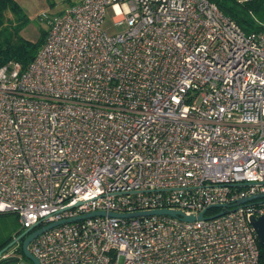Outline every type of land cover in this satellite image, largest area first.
I'll return each instance as SVG.
<instances>
[{
	"label": "built area",
	"instance_id": "built-area-1",
	"mask_svg": "<svg viewBox=\"0 0 264 264\" xmlns=\"http://www.w3.org/2000/svg\"><path fill=\"white\" fill-rule=\"evenodd\" d=\"M112 10L122 32L103 23ZM30 66H0V213L41 264H259L264 27L210 0H80Z\"/></svg>",
	"mask_w": 264,
	"mask_h": 264
},
{
	"label": "trees",
	"instance_id": "trees-1",
	"mask_svg": "<svg viewBox=\"0 0 264 264\" xmlns=\"http://www.w3.org/2000/svg\"><path fill=\"white\" fill-rule=\"evenodd\" d=\"M216 3L222 12L232 18L246 33L260 32L264 27V0H210ZM30 18L18 0H0V66L10 61L19 62L26 70L37 56L45 43L49 29L42 28L37 39H27L21 32ZM9 213V212H5ZM4 214V213H0ZM23 232V231H22ZM19 232L18 236L22 233ZM14 238L0 244V250L5 248ZM22 238L13 244L15 251L29 260L22 248ZM260 263L264 264V245L259 242ZM10 249V248H9ZM8 250V249H7ZM3 253L7 255V251ZM20 257H1L0 264L18 261Z\"/></svg>",
	"mask_w": 264,
	"mask_h": 264
},
{
	"label": "rangeland",
	"instance_id": "rangeland-1",
	"mask_svg": "<svg viewBox=\"0 0 264 264\" xmlns=\"http://www.w3.org/2000/svg\"><path fill=\"white\" fill-rule=\"evenodd\" d=\"M68 1L69 0H18L30 18L28 24L22 30L21 34L27 39H37L42 28L49 29L50 27L47 20H42L41 17L47 14L54 15L62 8L67 6ZM114 20L115 16L113 11L109 10L108 15L103 23V28L110 34L122 32L126 29V24L115 25ZM23 230L24 228L20 223L17 213L9 212L0 214V244L8 241L12 237L14 238L13 240H15L18 237L19 232H22ZM13 240L5 247L6 249L3 248L5 249L3 253H5L7 249L8 252L7 255L2 257H20L18 261H11L8 264H31L28 260L24 259L15 251L13 244L10 245Z\"/></svg>",
	"mask_w": 264,
	"mask_h": 264
},
{
	"label": "water",
	"instance_id": "water-1",
	"mask_svg": "<svg viewBox=\"0 0 264 264\" xmlns=\"http://www.w3.org/2000/svg\"><path fill=\"white\" fill-rule=\"evenodd\" d=\"M256 198H264V193H259L257 195H252V196L240 199V200H238L237 203L243 204L247 201H250V200H253ZM212 207H220L221 208V210L217 214L212 216V217H217V216L222 215L226 211V208L228 206L223 205V204H215V205L210 206L209 208H212ZM209 208L201 211L198 214H187L186 212H184L182 210H175V209H169V208L156 209V210H151V211H137V212H132V213H114V212H106L103 210L93 211V212H90V213H87L84 215H80L77 217L50 222V223H48L44 226H41L39 228H36L37 225H33L29 228L24 229L23 232L15 240H13V242L10 245H12V244L20 241L22 238H24L23 242H22V248H23V252H24L25 256L29 260H31L33 262V264H41L40 260L32 253V251L30 249V244L38 235H40L44 231L49 230L51 228H54V227H56L60 224H63L65 222H72V221H76L78 219H82V218H86V217H90V216L106 215V214H108L110 216H119V217L160 214V215H170L173 217H179L180 219H182L184 221L192 222V221H195L198 219L205 218V213ZM250 222H251V224H252V226H253V228H254L257 236H258L259 242L262 245H264V214L260 215L259 217H256L254 215L250 216ZM5 249L0 250V260H1V257L3 256V251Z\"/></svg>",
	"mask_w": 264,
	"mask_h": 264
},
{
	"label": "crops",
	"instance_id": "crops-1",
	"mask_svg": "<svg viewBox=\"0 0 264 264\" xmlns=\"http://www.w3.org/2000/svg\"><path fill=\"white\" fill-rule=\"evenodd\" d=\"M78 1H80V0H78ZM78 1H74V0H69L68 1V5L67 6H65L64 8H62L60 11H58L57 13H55L54 15H48L49 17H54L55 15H58V14H60L65 8H67L69 5H72V4H74V3H76V2H78ZM42 18V20H45L46 21V19H44V16L43 17H41Z\"/></svg>",
	"mask_w": 264,
	"mask_h": 264
}]
</instances>
